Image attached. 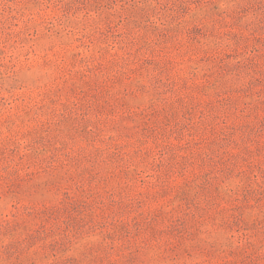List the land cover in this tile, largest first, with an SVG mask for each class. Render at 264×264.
<instances>
[{
  "label": "rangeland",
  "instance_id": "374dc122",
  "mask_svg": "<svg viewBox=\"0 0 264 264\" xmlns=\"http://www.w3.org/2000/svg\"><path fill=\"white\" fill-rule=\"evenodd\" d=\"M0 264H264V0H0Z\"/></svg>",
  "mask_w": 264,
  "mask_h": 264
}]
</instances>
